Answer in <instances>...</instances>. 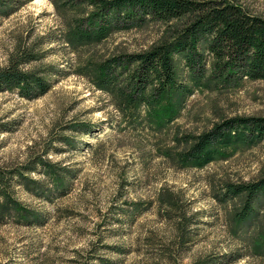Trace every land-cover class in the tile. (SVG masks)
Instances as JSON below:
<instances>
[{
  "label": "rangeland",
  "instance_id": "1",
  "mask_svg": "<svg viewBox=\"0 0 264 264\" xmlns=\"http://www.w3.org/2000/svg\"><path fill=\"white\" fill-rule=\"evenodd\" d=\"M235 1L264 16V0ZM91 10L77 0H0V68L50 83L35 98L0 92V264H264V194L243 219L246 195L227 191L264 176V139L219 148L202 167L183 157L185 134L264 116V79L197 82L178 55L191 94L128 107L99 84V64L151 48L170 25L77 43Z\"/></svg>",
  "mask_w": 264,
  "mask_h": 264
},
{
  "label": "trees",
  "instance_id": "2",
  "mask_svg": "<svg viewBox=\"0 0 264 264\" xmlns=\"http://www.w3.org/2000/svg\"><path fill=\"white\" fill-rule=\"evenodd\" d=\"M92 7L85 23L77 24L78 42L101 41L118 29L146 22L170 25L166 38L147 50L118 54L98 66L99 84L136 108L159 103L166 95L191 94L192 88L177 76L175 57L191 79L202 78L222 86L243 79H264V16L235 0H77ZM50 83L44 77L9 65L0 68V92L17 91L26 98L45 94ZM170 94V95H171ZM169 96V95H168ZM264 139V116H231L196 135L183 152L193 167L213 161L219 148L252 145ZM48 167L53 169L51 164ZM51 165V166H50ZM230 195H246L242 218L251 216L249 202L264 194V176L248 183L229 184ZM250 214V215H249ZM249 215V216H248Z\"/></svg>",
  "mask_w": 264,
  "mask_h": 264
}]
</instances>
